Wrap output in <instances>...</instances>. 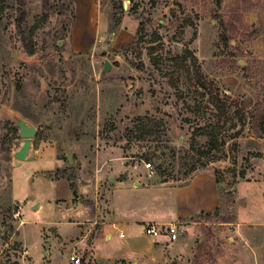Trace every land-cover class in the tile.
<instances>
[{
	"label": "rangeland",
	"instance_id": "1",
	"mask_svg": "<svg viewBox=\"0 0 264 264\" xmlns=\"http://www.w3.org/2000/svg\"><path fill=\"white\" fill-rule=\"evenodd\" d=\"M263 113L264 0H0V264H264Z\"/></svg>",
	"mask_w": 264,
	"mask_h": 264
},
{
	"label": "built area",
	"instance_id": "2",
	"mask_svg": "<svg viewBox=\"0 0 264 264\" xmlns=\"http://www.w3.org/2000/svg\"><path fill=\"white\" fill-rule=\"evenodd\" d=\"M146 167L149 169L150 175L154 174L153 166L151 162L146 163ZM20 210L16 212V216L20 215ZM183 222L174 221L169 223H159V222H148L143 226V232L153 238H159L163 235L167 236L169 240L173 241L178 239L183 232ZM119 236H125L124 232H120ZM71 260L76 264H81V257L77 253H73L70 256Z\"/></svg>",
	"mask_w": 264,
	"mask_h": 264
},
{
	"label": "water",
	"instance_id": "3",
	"mask_svg": "<svg viewBox=\"0 0 264 264\" xmlns=\"http://www.w3.org/2000/svg\"><path fill=\"white\" fill-rule=\"evenodd\" d=\"M127 5L125 4V7ZM63 44V41L60 42V45ZM112 68V62L107 58L104 62V66L100 72V76L105 75ZM16 125L19 127V134L25 138L20 148L16 151L15 156L19 159H25L28 156V153L33 145L32 139L37 135L38 128L30 122H27L24 119L18 120ZM113 179V178H111ZM40 205V202H36L33 205V208H37Z\"/></svg>",
	"mask_w": 264,
	"mask_h": 264
},
{
	"label": "trees",
	"instance_id": "4",
	"mask_svg": "<svg viewBox=\"0 0 264 264\" xmlns=\"http://www.w3.org/2000/svg\"><path fill=\"white\" fill-rule=\"evenodd\" d=\"M143 30V27H140L139 31ZM217 100L221 102L222 106L219 107V116H224V114L227 112V104L225 101L221 100L218 96ZM259 124L262 129L264 130V113L260 115ZM157 126V122L152 118H145L143 120V117H138V122L135 125L134 132L137 133L139 138H145L147 135H151L155 132V128ZM205 152L204 150H202ZM218 181V180H217ZM202 214H205L207 218H211L214 214L217 213V208L214 210V212H201Z\"/></svg>",
	"mask_w": 264,
	"mask_h": 264
},
{
	"label": "crops",
	"instance_id": "5",
	"mask_svg": "<svg viewBox=\"0 0 264 264\" xmlns=\"http://www.w3.org/2000/svg\"><path fill=\"white\" fill-rule=\"evenodd\" d=\"M75 1V3H76V0H74ZM216 181V180H215ZM217 193H218V189H217ZM217 201H218V196H217ZM34 205V204H33ZM217 205H218V202L216 203V205H215V208L217 207ZM209 212H211V211H209ZM178 217H184V216H182V215H177ZM177 216H174V217H172L171 219H175V218H177ZM166 221H171V220H166ZM119 235V234H118ZM111 236H113V235H111Z\"/></svg>",
	"mask_w": 264,
	"mask_h": 264
}]
</instances>
